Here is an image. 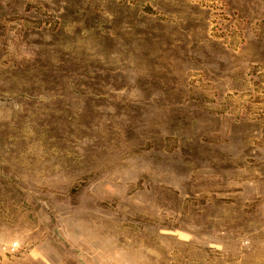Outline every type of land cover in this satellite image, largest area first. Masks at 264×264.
<instances>
[{"label":"rangeland","instance_id":"rangeland-1","mask_svg":"<svg viewBox=\"0 0 264 264\" xmlns=\"http://www.w3.org/2000/svg\"><path fill=\"white\" fill-rule=\"evenodd\" d=\"M0 264H264V0H0Z\"/></svg>","mask_w":264,"mask_h":264}]
</instances>
